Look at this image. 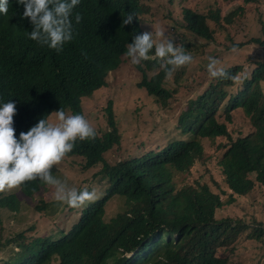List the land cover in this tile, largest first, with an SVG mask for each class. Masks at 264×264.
I'll return each mask as SVG.
<instances>
[{
	"label": "trees",
	"instance_id": "obj_1",
	"mask_svg": "<svg viewBox=\"0 0 264 264\" xmlns=\"http://www.w3.org/2000/svg\"><path fill=\"white\" fill-rule=\"evenodd\" d=\"M106 1V12L97 3L73 11L74 39L59 53L31 40L23 27L0 29V105L10 100L16 104L17 138L60 108L70 115H84L83 101L107 87L109 74L123 63L127 45L135 35L147 32L142 23L148 14L166 20L170 29H175L166 36L194 57L192 65L178 69L170 79L158 58L135 65L142 76L138 87L169 110L178 90H170L167 84L185 86L201 64L193 42L203 39L204 46L214 43L217 29L210 22L222 29L244 10L240 6L224 17L218 9L200 13L183 8L175 13L178 0H152L155 6L170 10L171 20L164 11L153 10L140 0ZM186 1L179 0V4ZM242 1L250 4L254 0ZM76 13L82 16L79 24L75 23ZM129 15L136 18L124 25ZM253 43L264 52V39L260 38L232 47L241 49ZM150 55L154 56V49ZM253 65L250 75L241 65L226 69L230 75L242 74L238 82L208 76L206 87L186 102L165 144L144 151V142L135 143L130 154L113 163L109 156L115 149L120 152L122 142L114 105L109 101L108 131L102 133L94 126L96 137L77 140L67 155L94 173L101 188L99 200L88 203L69 231H49L51 222L55 226L56 216L69 206L54 199L45 203L42 194L49 193L46 184L26 182L15 191L24 197L15 193L1 196L3 213L20 212L25 198H38L34 210L45 211L47 226L46 232H40L35 222L9 237L11 228L0 221V264H229L228 257L238 246L249 242L264 245V224L257 216L253 215L251 224L231 217L217 218L219 210L234 205L237 197L250 195L256 184L264 187V61ZM238 111L249 118L253 130L233 138L222 119L232 123ZM205 139L226 141L219 144L215 159L228 190L223 194L228 195L226 202L205 181L204 174L180 187L176 182L190 176L197 163L205 162ZM213 168H206L211 178ZM211 182L219 190V183ZM114 198L123 200L125 208L107 221L106 206Z\"/></svg>",
	"mask_w": 264,
	"mask_h": 264
},
{
	"label": "rangeland",
	"instance_id": "obj_2",
	"mask_svg": "<svg viewBox=\"0 0 264 264\" xmlns=\"http://www.w3.org/2000/svg\"><path fill=\"white\" fill-rule=\"evenodd\" d=\"M140 2L144 5L146 3L153 10L164 11L165 16L173 20L168 8L163 9V7L155 6L152 0H140ZM157 2L161 3L163 0H157ZM177 4L178 8L174 11L175 13H179L183 8H191L200 13H206L211 9H218L221 12V16L224 17L240 6H243L244 10L233 24H225L222 29L217 28V26L210 22L211 26L217 29L216 41L214 43L204 46L206 41L203 39L193 42L194 49L198 51L197 59L201 64L194 70V75L186 82L185 86L172 83L167 84L170 90H178L175 95L176 99L172 101L169 110H165L154 103V100L143 89L138 87V82L142 78L141 72L131 63L129 57H123V63L120 68L109 74L106 88L83 101L82 107L85 117H87L93 127L98 125L102 133L108 131L106 108L109 101L113 102V110L120 129L122 144L120 152L115 149L110 154L108 160L112 163L120 157L130 154L135 143L144 142V151L157 150L160 145L165 144L166 138L173 127L176 126L177 119L186 102L195 92L206 87V83L210 78L207 72L209 57H215L220 60V66L225 69L233 68L237 65L244 66L245 74L247 75H250L254 68L253 62L264 61L263 49L257 44H249L241 49L232 47L240 43H248L252 38L264 39V0H254L250 4H244L242 0H187L183 4H179L178 0ZM142 24L146 25L144 28L147 32H152L153 37H155L154 29L156 28L163 29L166 35L170 30H175L174 28L170 29L169 23L166 20L151 18L149 14ZM189 41H193V39H187V42ZM233 48L237 49L235 53L232 51ZM238 76L241 78L242 74ZM52 119L54 122L55 118L53 117ZM222 122L227 124L228 131L233 138H236L239 134L247 135L253 130L249 118L242 111L234 114L232 123H228L224 119H222ZM202 142L205 147V162L197 163L190 176L185 178V180L183 178L180 180L176 179V182L178 187H180L183 182L192 183L194 180L200 179L201 174H204L205 181L226 202L228 195L223 194L224 192L228 193V190L220 169L215 166V159L219 155L218 146L226 141L225 139L212 141L205 139ZM210 165L214 166L212 178L206 173V168ZM67 166H70L68 168L74 167L69 164ZM65 179L69 186L74 187L67 175ZM80 179H83V177H80ZM210 179L219 183V190L212 184ZM46 187L49 193H43L42 199L50 202L54 199V190L47 185ZM18 196L20 198L24 197L20 192H18ZM236 200L237 202L234 205L219 210L217 218L231 217L233 219L245 220L251 224L253 215H255L257 216V220L264 224L263 186L256 184L255 190L250 195L244 198L237 197ZM23 201L25 202L20 212H0L1 224H6L12 230L7 232L9 237L16 235L19 231H23L35 222L39 224L40 227L37 226V228L40 232H46L45 228L47 224L45 219L47 218L44 214L35 212L30 206L35 205L36 200L33 202L30 199H24ZM70 208L72 207H65L64 212H60L56 216L55 226L51 222V225L47 229L50 231L58 228L69 231L78 222L83 210L81 209L83 207L79 209ZM124 208L125 204L123 200L118 198L112 199L106 206V220L109 221L122 212ZM48 214H51L50 210ZM16 216L19 217L17 220H11ZM18 225L19 228L15 230V227ZM228 259L229 264H264V245L249 242L245 246H238L236 251L229 255Z\"/></svg>",
	"mask_w": 264,
	"mask_h": 264
},
{
	"label": "clouds",
	"instance_id": "obj_3",
	"mask_svg": "<svg viewBox=\"0 0 264 264\" xmlns=\"http://www.w3.org/2000/svg\"><path fill=\"white\" fill-rule=\"evenodd\" d=\"M90 3H97L106 12V0H0V29L23 27L31 40L59 53L66 43L74 39L73 11L82 10ZM135 18L129 15L123 24H132ZM81 20L82 16L76 13L75 23L79 24ZM154 31L155 38L152 32L135 35L133 42L127 45L124 58L129 57L134 65L158 58L162 61L161 67L167 79L172 78L178 69L194 63V57L183 46L169 39L163 29L156 28ZM153 49L154 56L150 55ZM232 51L235 53L237 49L233 48ZM220 64L217 58H208L207 72L210 77L231 79L234 82L240 80L238 75H230ZM16 113V104L11 100L0 105V197L14 193L18 195L16 189L26 182L40 180L54 190L56 202L69 207H83L81 209L84 210L88 203L99 200L97 192L101 188L94 173L83 166L81 168L73 157L67 156L73 151L77 140L96 137V129L89 120L82 114L69 115L60 108L48 118H41L17 138L14 127ZM62 161L66 163L60 168ZM68 164L74 167L68 168ZM66 175L74 187L68 185ZM25 199L34 202L38 198ZM30 206L35 208V205ZM49 210L52 211V208ZM38 213L44 214L45 211Z\"/></svg>",
	"mask_w": 264,
	"mask_h": 264
}]
</instances>
